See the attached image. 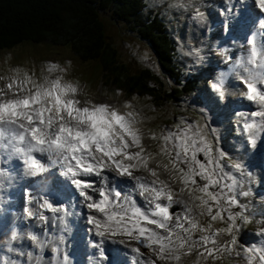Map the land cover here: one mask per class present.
Segmentation results:
<instances>
[{
	"label": "snow or ice",
	"instance_id": "1",
	"mask_svg": "<svg viewBox=\"0 0 264 264\" xmlns=\"http://www.w3.org/2000/svg\"><path fill=\"white\" fill-rule=\"evenodd\" d=\"M255 2L264 9V0ZM257 39L256 34L249 38L248 56L234 66V70L243 72L239 80L244 96L259 105L252 116L260 121L244 123L253 146L256 134L264 126V41L258 45ZM56 68L52 65L49 71ZM212 88L223 97L222 81L212 84ZM78 94V86L62 82L61 77L43 84L27 77L0 87V149H8L9 157L22 159L30 177L43 178L55 168L68 178L90 212L99 214L90 215L88 222L101 243L105 239L116 242L117 238L122 244L134 243L131 251L136 253V264H183L194 253L193 264H216L222 259L228 244L218 240L221 233L231 237V245L237 242L236 217L229 209L239 203L234 193L241 181L225 171L221 163L225 153L216 152L209 133L204 131L207 124L181 120L175 130L162 131L159 136L152 133L149 139L159 142L153 153L144 144L136 113L122 112L109 103L82 104ZM123 107L131 109L133 105L126 102ZM36 153L46 156L47 162ZM230 166L244 174L241 163L230 160ZM106 173L131 180L147 207H138L127 198L121 202V192L109 190ZM4 176L6 173L0 168V179ZM85 177H96L104 186L97 187ZM89 190H95L99 199ZM28 195L29 203L34 198L40 209L51 212V219L58 218L67 230V207L55 206L48 198L31 192ZM175 205H181L182 210L173 211ZM26 211L29 217L50 221L43 212ZM225 219L230 222L227 227H215L217 221ZM259 235L264 237V231ZM18 238L13 229L6 241L9 252L16 251L13 242ZM28 239L41 249L44 247L36 235L28 233ZM54 251L60 250L55 247ZM28 255L31 257V253ZM100 255L103 256L102 251ZM244 259L246 264H264V241L245 248ZM62 264H69L67 255Z\"/></svg>",
	"mask_w": 264,
	"mask_h": 264
},
{
	"label": "rangeland",
	"instance_id": "2",
	"mask_svg": "<svg viewBox=\"0 0 264 264\" xmlns=\"http://www.w3.org/2000/svg\"><path fill=\"white\" fill-rule=\"evenodd\" d=\"M208 1L209 0H147L148 6L156 11L158 10L159 14H161L169 24L172 33L176 35L177 43L181 51L180 56L182 61H180V63L186 66L185 71L188 68L190 73L195 74L196 79H201V81L198 82L197 90L194 93L180 96V98L174 102L159 101L156 103L151 98L141 97L139 95L129 97L122 92V90L114 86L113 82L107 80L102 66L98 61L82 62L74 56L69 47H54L46 43L33 44L28 42L12 49L0 51V87H3L4 83L7 81L25 80L27 77H31V80L34 83L40 84L45 82L46 77L51 79L61 77L63 82L76 85L79 90L83 89L81 90V93L86 99V102H93L96 100L104 101L113 105L126 102L131 103L133 106L135 105L134 107L139 108V110L146 111L145 114L147 115L148 125L146 128L147 139L144 144H146L145 146L153 153L157 151L159 142L149 139L152 133H156L157 136H159L162 131L175 130V125L181 120L189 123H199L200 125L207 124L208 127L204 129V131L209 133L208 138L213 142L216 152H224L225 156L229 157L230 160L237 161L244 166V178H242L240 173L235 172L231 168L230 161L226 159L221 161V163L225 165V171L232 172L241 181L240 188L237 187L236 192L234 193L239 203L232 205L229 211L236 217L235 223L237 229H242L240 240L243 241V243L240 242L239 246L236 247L238 250L237 252L240 253L239 256L236 255V251L233 252L234 258L230 256L232 246L229 245L228 251L224 252L222 254L224 256L222 257L231 260V264H246V260L244 259V249L248 247L250 242H252V245L259 246V244L264 241V237L259 235L260 232L264 231V221L260 222L257 220L256 223L250 216L248 210L241 211V209L245 208V206H241V203L248 202L252 204L251 206L256 212L258 211L259 213L264 214V211H262L264 209L259 211L260 206L259 203L256 202L257 195L249 192L250 189L256 192L252 185L258 184L257 186L260 187V185H262L261 182H258V179L256 178L255 181H257L252 183V185L249 183L246 185V178H249L250 175L248 171L252 168H257L259 170L264 169V160L263 155H261V158L256 155L255 150H257V148L255 146V150L254 148L251 149V147L249 151L242 150V145L246 144L245 141L248 140L249 136L245 131H243V135L241 134L239 136V132L241 131H238L237 129H239L238 127L240 126H243V123L241 124L240 122L244 121L246 117L248 118L249 116H252L251 114L254 111H257L259 105L247 100L244 96V89L241 86L239 78L236 77V70L232 71L227 78L225 77V73L228 70H225V73L222 76L225 79L219 77L223 81L222 84H224V86H231L238 81L231 86L232 91L229 90V87L223 88L224 95L221 97L213 90L212 84L219 83L218 80L214 81V77H218L214 74L217 71V67L214 65L222 62V59L219 58L218 53L214 50L216 49L215 47L220 45L222 38L228 34L227 31L229 24L227 25L224 23L219 29V33L212 32L213 37L210 38L209 32L211 26H209L205 32H202L203 29L199 27L202 19L201 17L196 16L203 13L202 16L210 21V25L216 23L215 26H217L218 22L221 24V19L223 21L227 20L228 11L233 14V2H236L238 5L237 9L242 8L243 12H246L248 6L244 4V1L240 2L239 0H232L233 4L229 9H221L218 7L217 12L213 15L209 12L210 5ZM204 3L207 5V7H204L208 12L206 14L202 8ZM249 6L253 9V12L254 10L256 11V13H254L255 16L260 14L256 3H251ZM262 10L263 9H261V12ZM211 17L213 19H211ZM219 17L221 19H219ZM100 18L104 24L107 39L117 50L118 60L121 64L126 65V67L134 73L140 72L144 68L151 69L155 73L160 72L161 68L154 54L149 47L139 39L138 34L129 33L126 24L120 22L116 23L117 21L113 18L112 13H101ZM236 20L235 22H237ZM243 20V16L238 19V21L244 23L245 21ZM246 21L249 22V20ZM259 21L264 24V16ZM232 27L236 32V35H238V23L232 24ZM263 34L264 30H261V38H263ZM52 65H56L57 68L53 71H49L50 66ZM210 69H214L215 71L210 73ZM107 75L109 76L110 74L107 72ZM167 87L171 88L172 86L170 83H167L164 90H166ZM202 99H206L207 102H202ZM228 101L232 104H235V102H241L243 104L232 106L229 103L230 106L236 107L234 111L231 110L230 107H227ZM224 108L226 110H224ZM214 113L216 115H213ZM220 117H223L221 121L219 120ZM253 120L259 122L260 118L256 117L255 119V117L252 116L251 121ZM239 123L241 125H239ZM242 128V130H244V127ZM262 128L259 131L261 132V135ZM211 129H214L215 132H210L209 130ZM261 138L262 136L256 137V143H258ZM248 152L251 154H248ZM247 155L251 156L253 159L250 161L248 160L249 162H252L249 166H246L245 163H243V161H245L243 158ZM16 159L20 161L19 158L13 160ZM258 175L261 174L259 173ZM11 176H13V174ZM3 179H6L7 181L5 185H8V180H11L9 176L3 177ZM261 180L263 181V179ZM242 192H247L248 195H241ZM140 200L143 199L140 198ZM260 201L262 200L260 199ZM175 206L177 207V205ZM87 211L89 216L93 214L96 215V213L90 212L89 209H87ZM89 216L86 215V219L84 220L85 224H87L86 222ZM226 217L227 212L225 213V218ZM217 222H220V224L216 223V228H225L228 223H230L226 219ZM89 234L91 236V233ZM221 238L222 240L219 241L222 244H226L228 239L226 240V237L222 234L220 235V239ZM236 239L239 240V236H237ZM120 244L122 246L124 245L122 243ZM86 246L88 247L87 243ZM242 246L244 247L242 248ZM141 250L147 252L146 249L142 248ZM90 251H93L91 247ZM194 259L195 255L193 257H188L183 264H193ZM209 264H211V261H209ZM216 264L226 263L222 260L221 262L218 260L216 261Z\"/></svg>",
	"mask_w": 264,
	"mask_h": 264
},
{
	"label": "trees",
	"instance_id": "3",
	"mask_svg": "<svg viewBox=\"0 0 264 264\" xmlns=\"http://www.w3.org/2000/svg\"><path fill=\"white\" fill-rule=\"evenodd\" d=\"M104 12L138 34L154 54L159 73L148 68L134 73L119 62L100 18ZM153 12L144 0H0V51L28 42L69 47L82 62L98 61L107 80L127 96L174 102L194 93L197 83L179 63L180 47L168 24ZM167 83L172 87L164 90Z\"/></svg>",
	"mask_w": 264,
	"mask_h": 264
},
{
	"label": "bare ground",
	"instance_id": "4",
	"mask_svg": "<svg viewBox=\"0 0 264 264\" xmlns=\"http://www.w3.org/2000/svg\"><path fill=\"white\" fill-rule=\"evenodd\" d=\"M239 1L240 2L244 1V4H246L248 7L249 5H251V3H256L253 2L255 0L253 1L239 0ZM208 2L210 5L209 12L212 13L213 15H215V13L217 12L218 7L223 9V8L231 7L233 4L232 0H209ZM257 7L260 11V14L257 16H255L254 14L256 13L255 10L253 12V15L247 13V10L246 12H243L242 8H239L240 10L238 11L237 4L236 7L232 9L233 14H231V12L228 11L227 13L228 17L226 21H228L229 24L228 26L230 29L229 31L230 34H228L227 37L222 38L220 45L215 47L216 49L214 50L216 53H218L219 58L222 59V62L220 64L216 63L214 65L215 67H217V71L214 73L216 76L222 77L225 73V70H228L225 73V77L227 78L232 71H235L234 66L236 62L243 60L248 56L249 47H250L248 44V40L252 35L256 34L258 36L257 39L258 45L262 42V40L264 41V36H263L264 34L262 35L263 38H261V30H264V27H262V25L264 24L259 21L264 16V9L261 12V8L259 7L258 4ZM238 15H245L246 16L245 19L249 21H255L256 19L257 20L254 23H252V26L249 23H244L243 26L240 28V22H235L236 19L237 20L239 19ZM249 15L254 17L255 20L249 19ZM196 17H201L202 19L199 25V27L203 29L202 32L203 31L205 32L209 26H212L210 25V21L206 17L201 15H198ZM234 23H238L239 25L238 35H236V32L233 30L232 24ZM219 26L220 23L218 22V25L214 27L213 32L219 33ZM214 71L215 70L213 69L212 72ZM236 71L240 72V74H243L242 70L240 69H236ZM49 80L52 79L49 77L45 78V82ZM8 82L9 81L4 83V86ZM81 90H79V94L77 98L80 99L81 103L83 104L86 102V99L83 97ZM102 102L107 103L104 101H96V100H94L91 103H102ZM229 103L230 102L228 101L227 107H229L230 104L232 106L235 105L239 106L240 104H243L241 102H235V104L232 103L229 104ZM124 104L125 103H120L114 106L120 108L122 112L133 111L134 113L137 114V120L139 121L137 126L144 134V143H145V140L147 139L146 128L148 125L147 115L145 114L146 111L139 110V108L134 107L135 105L131 109H127L123 107ZM232 106H230V108ZM260 136H261V132H258L256 134V137H260ZM2 153L3 150L0 149V159H2V155H1ZM15 158H19V157L13 156L11 161H13V159ZM42 161L47 162V157L44 156L42 158ZM18 163L21 162L19 161ZM24 170L25 169L23 168L21 171H19L16 168V166H13L12 169V171L14 172L13 176L11 175L9 176L12 181L8 180L9 182L8 185L13 184L14 186L8 188L7 185H5V183L2 186H0V199L4 198L3 192H5L8 189L9 191H12L13 188H15L16 191L22 190V184L19 185V183H21L22 180L27 175V172ZM106 174L108 176L107 184L109 186V190L112 192L120 191L122 194L121 202H124L123 198H127L128 200L133 201L138 207H142V208L147 207L146 201L144 200L143 196L139 194V189L135 187L134 183L131 180L127 178H121L115 175L114 173H106ZM258 174L259 173L255 168L254 171L253 169L250 171V175H249L250 183L255 182V179L257 178ZM60 178H62L64 185L59 181L56 183V186L53 187V191L49 189L48 193L52 194V198L50 199V201L55 206L67 207L70 210V215L67 217V230L64 229L62 222L58 218L56 220L51 219L53 216L51 212L47 211L46 209H40L35 201L29 203V201L25 199L20 203V208H21L20 212L16 214H12L7 217L5 216L0 221V246L2 245L5 246V250L4 249L0 250V264H6V262L7 264H12L13 261H15L16 264H62L64 255H67L69 259V264H87L84 258V255L86 253L92 255L93 258L92 264L99 263L98 262L99 258L97 256L99 252H96L97 248H92L93 251H90V247L86 246V243L88 242V238H91L90 241H97L101 243V238L95 235L93 225L90 224L88 220L86 222L87 224L84 223V220L86 219V215L89 216L86 203H84L83 198L79 195V190L76 189V187L71 184V181L68 178L62 176ZM92 178L97 187L104 186L103 181L99 180L96 177H92ZM0 180H3V178ZM259 182H261L262 185H260V187L256 186L257 187L256 190L258 191L259 199L262 200L260 204V210H261L264 209V180L263 181L260 180ZM59 185L63 186V189L67 191V194H62L60 191H58ZM177 187H179V185H177ZM89 191L91 192L92 195H95L96 198L99 199L95 190H89ZM45 192L46 191L44 189H40L39 195L45 197L46 195ZM24 195H28V192H25ZM140 198H142L144 201L140 200ZM26 209L43 212L44 215L50 218L49 223H44L39 219H37L35 216L29 217L27 215ZM80 210L85 211L84 216H80L78 214ZM181 210H182L181 205H177V207L174 206L173 208V211H181ZM206 219L207 218H205L204 221H206ZM13 229L17 231L19 238L13 242V247L16 249V251L9 252L7 250L6 241L10 237L11 231ZM88 231L89 233H91V236L88 233ZM28 233L36 235L40 241H43L44 247L41 249L36 244H34L30 239H28ZM197 234L199 236V233ZM61 237L63 238L62 240L60 239ZM101 246H107V248L111 250L112 253L111 258H109L106 261V264H136V253L131 251V247L136 246L134 243L131 246L127 244H124L122 246L119 243V238L116 239V242H114L112 239H105L101 243ZM55 247L59 248L60 250L59 253H56L54 251ZM29 253H31V257H29L28 255ZM100 263H104V261Z\"/></svg>",
	"mask_w": 264,
	"mask_h": 264
}]
</instances>
